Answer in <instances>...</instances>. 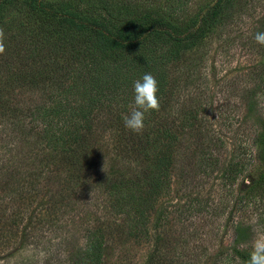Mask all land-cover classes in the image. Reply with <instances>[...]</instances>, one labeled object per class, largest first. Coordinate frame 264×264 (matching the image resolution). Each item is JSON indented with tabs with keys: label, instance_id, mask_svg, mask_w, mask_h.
Segmentation results:
<instances>
[{
	"label": "rangeland",
	"instance_id": "374dc122",
	"mask_svg": "<svg viewBox=\"0 0 264 264\" xmlns=\"http://www.w3.org/2000/svg\"><path fill=\"white\" fill-rule=\"evenodd\" d=\"M214 1L177 0L173 14L184 23L196 13L204 14ZM18 13L12 12L13 17L20 19L23 13ZM212 19L215 26L202 41L167 65L157 115L161 121H171L166 125L177 140L169 188L147 210L142 236L126 233L125 217L105 208L108 196L98 178L109 166L136 171L131 156L118 158L122 156L116 144L118 132L107 124L109 115L93 126L89 138L94 142V160L90 169L83 168L82 180L72 185L63 181V153L45 144L28 115L27 110L44 98L41 88L45 86H17L10 91V105L20 114L17 111L18 117L12 118L0 104V264H81L75 261L77 254L87 246L86 236L97 228L103 233L98 264H241L232 248L251 250L254 235L264 233V192L249 194L259 170L251 139L255 125L264 123V92L254 93L253 118L243 117L245 98L264 66L262 45L254 40L264 21V0H223ZM11 24L4 31L7 53L0 57L16 59L9 72L32 70L33 66L25 65L32 56L22 61L25 53H16L18 44L8 39L10 32L21 40L28 37H20L17 24ZM4 27L8 24L0 25ZM128 97L127 115L134 99ZM186 110L197 119L190 128H181ZM205 152L217 163L202 170ZM235 153L243 155L247 165L228 184L222 169ZM238 223L247 228V238L234 243ZM154 248L158 256L151 261H157L151 262Z\"/></svg>",
	"mask_w": 264,
	"mask_h": 264
},
{
	"label": "trees",
	"instance_id": "16d2710c",
	"mask_svg": "<svg viewBox=\"0 0 264 264\" xmlns=\"http://www.w3.org/2000/svg\"><path fill=\"white\" fill-rule=\"evenodd\" d=\"M222 1L215 0L204 14L196 13L181 23L174 11L177 0L163 3L159 0H64L60 3L0 0V25L7 23L8 27L3 28L7 32L13 22L21 32L19 36L28 37L26 41L21 40L10 32L8 39L10 42L13 38L18 44L16 53H25L22 61L32 56L25 65L33 66L32 70L20 67L19 72H9L16 59L5 61L0 57V104L12 118H17L20 110L10 105V91L17 86H45L41 88L44 98L27 110L28 115L45 144L63 153V181L72 185L82 180L79 175L83 168L90 169L89 164L94 160L91 150L94 142L89 138L93 126L105 119L103 115H109L107 124L115 126L118 132L116 144L122 154L118 158L131 156L130 163L136 171L109 166L98 180L108 196L105 208L114 216L125 217L128 234L142 236L146 233L147 210L169 188L177 140L172 127L166 125L171 121H161L157 115L159 110L146 114L140 133L125 128L123 118L127 115L128 96L134 98V81L151 73L157 80V97L161 103L167 65L176 60L181 51L200 43L214 28L212 18L220 12ZM14 11L17 15L22 12L23 16L13 17ZM259 29L264 32V21ZM261 49L264 54V45ZM5 53L6 48L3 55ZM257 72L245 98L244 120L253 118L254 93L264 92V66ZM183 114L180 127L190 128L197 118L189 110ZM258 125L251 139L259 161L257 181L249 192L251 197L264 192V123ZM246 160L235 153L222 169L228 184L243 172ZM200 162L202 170L211 169L217 163L210 152L203 153ZM85 163H88L86 167ZM234 228V243L245 242L247 228L239 223ZM102 234L98 228L90 231L86 236L87 246L81 248L75 261L100 263L99 236ZM156 252V248L152 249L149 261L158 256ZM232 252L243 262L248 259L250 250L233 247Z\"/></svg>",
	"mask_w": 264,
	"mask_h": 264
},
{
	"label": "clouds",
	"instance_id": "9594fccd",
	"mask_svg": "<svg viewBox=\"0 0 264 264\" xmlns=\"http://www.w3.org/2000/svg\"><path fill=\"white\" fill-rule=\"evenodd\" d=\"M4 37V30L0 28V54L5 51ZM254 40L257 44L264 45V32H257ZM133 89V107L131 112L123 118V123L126 129L140 133L144 129L146 114L158 111L160 108L157 80L151 73H146L141 79L134 81ZM250 249L248 259L241 264H264V233L254 235Z\"/></svg>",
	"mask_w": 264,
	"mask_h": 264
}]
</instances>
